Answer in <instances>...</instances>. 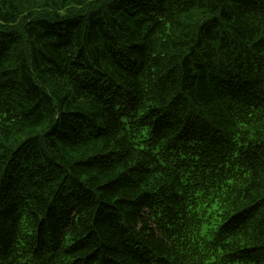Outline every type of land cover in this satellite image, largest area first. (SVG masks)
<instances>
[{"label":"trees","instance_id":"16d2710c","mask_svg":"<svg viewBox=\"0 0 264 264\" xmlns=\"http://www.w3.org/2000/svg\"><path fill=\"white\" fill-rule=\"evenodd\" d=\"M0 264H264V0H0Z\"/></svg>","mask_w":264,"mask_h":264}]
</instances>
